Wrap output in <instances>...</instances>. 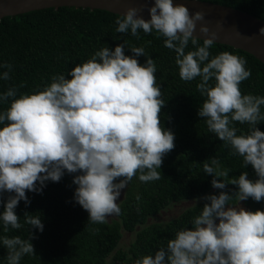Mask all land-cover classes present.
Instances as JSON below:
<instances>
[{
	"label": "clouds",
	"instance_id": "1",
	"mask_svg": "<svg viewBox=\"0 0 264 264\" xmlns=\"http://www.w3.org/2000/svg\"><path fill=\"white\" fill-rule=\"evenodd\" d=\"M143 10L128 8L115 21L116 32L130 31L139 38L140 30L145 34L155 31L165 38L164 46L177 54L181 80L200 78L197 90L206 99L198 116L231 147L232 155L243 158V167L254 169L257 179H249L247 171L229 179L219 159L205 161L203 170L213 177L211 186L222 191L203 197L206 202L191 229L176 232L166 248L135 264H264V211L229 206L233 199L239 203L249 198L264 200V132L257 127L264 122V96L244 95L240 90V84L251 77L247 60L227 51L209 59L215 33L196 50L185 52L190 41L193 46L198 44L193 34L197 22L205 19L201 11L192 14L183 4L174 6L173 0H155L148 9L150 20L140 16ZM200 31L210 35L207 26ZM260 33L264 34V28ZM126 45L124 41L114 51L100 49L68 72L71 79L53 76L41 91L16 98L13 87L0 94V102L11 98L10 107L0 112V205L4 207L0 222L4 232L24 226L15 209L21 200L31 203L27 192L42 194L47 182H60L66 172L74 175V199L88 212L89 224H104L109 216L121 214L117 202L121 191L138 173L145 183L161 178L158 169L174 149L175 135L161 123L166 104L156 84L155 61L148 58L141 65L137 58L125 55ZM130 50L135 57L145 56L143 47ZM0 67L8 69L0 79H10L12 65ZM213 78L214 86L209 83ZM234 122L247 123L248 134L237 135ZM228 185L237 186L238 191L229 194L225 191ZM5 193L9 194L6 203ZM24 224L44 231L39 214L25 212ZM36 238L32 232L26 240L0 236V244L8 251L7 264H20L23 256L35 255L31 241Z\"/></svg>",
	"mask_w": 264,
	"mask_h": 264
},
{
	"label": "trees",
	"instance_id": "2",
	"mask_svg": "<svg viewBox=\"0 0 264 264\" xmlns=\"http://www.w3.org/2000/svg\"><path fill=\"white\" fill-rule=\"evenodd\" d=\"M201 1L247 12L264 21V0ZM118 18L120 15L108 11L64 7L0 20V65H12L10 79H0V94L14 87L17 89L16 98H19L22 94L43 90L51 84L53 76L65 75L71 79L67 74L77 64L86 62L104 47L114 51L116 46L127 41L125 55L137 58L141 65L148 58L155 61L156 84L161 88L166 104L161 110V123L175 135V147L164 156L158 169L161 178L145 183L139 180L138 173L128 184L125 198L119 205V221L89 224L88 212L74 199L77 187L73 184L74 175L67 172L60 182H47L42 194L27 192L31 203L26 205L21 200L15 209L24 226L4 232L0 222V236H19L26 240L32 232L37 237L31 241L35 255L23 256L20 264H135L137 259L166 248L168 240L175 238L176 232L191 229L193 218L200 214L206 202L203 197L219 195L222 191L211 186L213 177L204 172L205 161L219 159L221 168L229 171V179L238 178L244 171L248 172L249 179H257L254 169L250 165L243 167V158L232 155L231 147L225 146L210 132L206 121L198 116L206 99L197 90L200 78L190 82L181 80L177 54L164 46V37L155 31L145 34L140 30L139 38L132 36L130 31L117 33L115 21ZM202 45L203 40L199 39L196 46L190 41L185 52ZM132 47H143L145 56L135 57L130 50ZM209 51V59L225 51L246 59L245 67L251 71V77L240 84V90L244 95L264 96L263 62L228 45L214 43ZM5 71L8 69L0 67V74ZM209 83L214 86L215 79ZM10 103L11 98L8 102H0V112L6 111ZM261 111L264 113V106ZM233 126L238 130L237 135L248 134L250 128L247 123L239 122H234ZM257 127L264 132V122ZM225 191L231 194L238 188L228 185ZM8 195L4 194L5 203ZM190 200L199 202L169 222L148 224L151 218L172 204ZM243 202L251 212L264 211V200L256 202L249 198ZM238 204L236 199L229 202V206ZM3 210V205H0V213ZM25 212L41 216L44 224L42 233L24 224ZM123 230L136 232L135 241L128 250L119 249ZM7 255V249L0 244V264H7Z\"/></svg>",
	"mask_w": 264,
	"mask_h": 264
},
{
	"label": "water",
	"instance_id": "3",
	"mask_svg": "<svg viewBox=\"0 0 264 264\" xmlns=\"http://www.w3.org/2000/svg\"><path fill=\"white\" fill-rule=\"evenodd\" d=\"M155 0H0V20L16 17L34 11L73 7L78 9L103 10L117 15H124L128 8L144 9L140 16L150 20L148 9L154 6ZM174 6L183 4L190 13L201 11L204 21L197 22L194 36L200 40L215 33L214 43L231 46L255 56L264 63V21L231 7L201 0H173ZM207 26L210 35L206 37L200 28Z\"/></svg>",
	"mask_w": 264,
	"mask_h": 264
},
{
	"label": "rangeland",
	"instance_id": "4",
	"mask_svg": "<svg viewBox=\"0 0 264 264\" xmlns=\"http://www.w3.org/2000/svg\"><path fill=\"white\" fill-rule=\"evenodd\" d=\"M127 187L121 191V196H120L119 200L117 201L119 203V205L123 201V199L125 198ZM198 202H199V200H190V201H182L179 203L172 204L167 210L161 212L158 216L151 218L149 220L148 224H153V223L164 224L166 222H169L170 220L178 217L181 213H183L188 208L195 206ZM239 206L243 207L244 209H246L248 211H251L245 205V203L243 201L240 202L238 205L233 206V207L238 208ZM119 220L120 219L117 215H112V216H109L107 218V222H109V223H113V222L119 221ZM217 223H218V221H217ZM140 229H141V227L138 228V230H140ZM135 238H136V232L135 233H128L125 230H123V238H122V241L120 243L119 249L128 250V248L130 247L132 242L135 241Z\"/></svg>",
	"mask_w": 264,
	"mask_h": 264
}]
</instances>
